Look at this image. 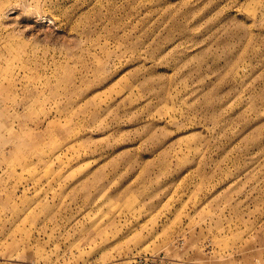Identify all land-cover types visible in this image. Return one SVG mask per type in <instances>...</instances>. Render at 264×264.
<instances>
[{
	"label": "rangeland",
	"instance_id": "rangeland-1",
	"mask_svg": "<svg viewBox=\"0 0 264 264\" xmlns=\"http://www.w3.org/2000/svg\"><path fill=\"white\" fill-rule=\"evenodd\" d=\"M0 264H264V0H0Z\"/></svg>",
	"mask_w": 264,
	"mask_h": 264
}]
</instances>
